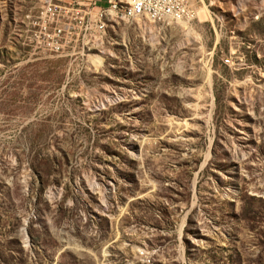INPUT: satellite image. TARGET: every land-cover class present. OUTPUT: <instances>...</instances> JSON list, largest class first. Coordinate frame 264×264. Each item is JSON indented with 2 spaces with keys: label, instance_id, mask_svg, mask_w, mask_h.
<instances>
[{
  "label": "rangeland",
  "instance_id": "374dc122",
  "mask_svg": "<svg viewBox=\"0 0 264 264\" xmlns=\"http://www.w3.org/2000/svg\"><path fill=\"white\" fill-rule=\"evenodd\" d=\"M184 1L0 0V264H264V0Z\"/></svg>",
  "mask_w": 264,
  "mask_h": 264
},
{
  "label": "built area",
  "instance_id": "2783aa9c",
  "mask_svg": "<svg viewBox=\"0 0 264 264\" xmlns=\"http://www.w3.org/2000/svg\"><path fill=\"white\" fill-rule=\"evenodd\" d=\"M45 2L47 8L44 14L57 15L64 20V26L68 27L71 24L69 19H74L86 33L92 30L105 31L113 23V13H124L122 21L142 18L158 24H163L164 21H171V24L180 23L195 17V11L184 0H131V3L124 4H115V0H108L102 5H97L93 1L68 4L54 3L53 0H45ZM43 29H46V21ZM55 30L54 37L59 38L63 28L55 27ZM53 44L54 47L52 46L51 50L54 48V53L59 52L61 49L59 39H56Z\"/></svg>",
  "mask_w": 264,
  "mask_h": 264
},
{
  "label": "crops",
  "instance_id": "0c3cea01",
  "mask_svg": "<svg viewBox=\"0 0 264 264\" xmlns=\"http://www.w3.org/2000/svg\"><path fill=\"white\" fill-rule=\"evenodd\" d=\"M59 3L62 4H68V3H74V2H86V1H93L97 5L105 4L108 0H56Z\"/></svg>",
  "mask_w": 264,
  "mask_h": 264
},
{
  "label": "bare ground",
  "instance_id": "6f19581e",
  "mask_svg": "<svg viewBox=\"0 0 264 264\" xmlns=\"http://www.w3.org/2000/svg\"><path fill=\"white\" fill-rule=\"evenodd\" d=\"M124 3H131V0H115V4H124ZM112 17L124 19V13H113Z\"/></svg>",
  "mask_w": 264,
  "mask_h": 264
}]
</instances>
